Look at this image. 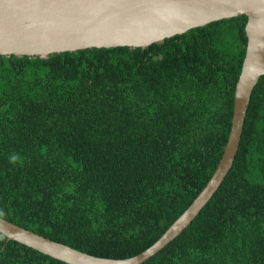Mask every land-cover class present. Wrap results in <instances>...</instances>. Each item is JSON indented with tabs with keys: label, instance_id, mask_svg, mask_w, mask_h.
<instances>
[{
	"label": "trees",
	"instance_id": "trees-1",
	"mask_svg": "<svg viewBox=\"0 0 264 264\" xmlns=\"http://www.w3.org/2000/svg\"><path fill=\"white\" fill-rule=\"evenodd\" d=\"M246 21H212L145 48L0 55V217L95 256L151 245L222 155ZM0 264L69 263L0 232ZM140 264H264V75L223 181Z\"/></svg>",
	"mask_w": 264,
	"mask_h": 264
},
{
	"label": "water",
	"instance_id": "water-1",
	"mask_svg": "<svg viewBox=\"0 0 264 264\" xmlns=\"http://www.w3.org/2000/svg\"><path fill=\"white\" fill-rule=\"evenodd\" d=\"M238 15L247 17V41L222 155L205 186L151 245L126 258L95 256L0 217V232L6 239L69 264H140L186 228L229 171L252 91L264 75V0H0V55L5 56L47 58L92 47L145 48Z\"/></svg>",
	"mask_w": 264,
	"mask_h": 264
}]
</instances>
